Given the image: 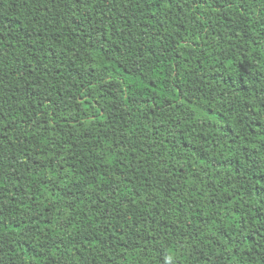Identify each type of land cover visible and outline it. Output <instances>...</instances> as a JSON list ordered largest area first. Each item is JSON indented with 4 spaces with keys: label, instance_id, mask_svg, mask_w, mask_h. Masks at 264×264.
I'll list each match as a JSON object with an SVG mask.
<instances>
[{
    "label": "trees",
    "instance_id": "16d2710c",
    "mask_svg": "<svg viewBox=\"0 0 264 264\" xmlns=\"http://www.w3.org/2000/svg\"><path fill=\"white\" fill-rule=\"evenodd\" d=\"M0 264H264V0H0Z\"/></svg>",
    "mask_w": 264,
    "mask_h": 264
}]
</instances>
